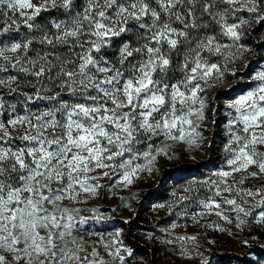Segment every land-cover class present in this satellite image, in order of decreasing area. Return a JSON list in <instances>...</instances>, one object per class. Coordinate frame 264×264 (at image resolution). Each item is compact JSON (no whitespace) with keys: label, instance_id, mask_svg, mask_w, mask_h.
Here are the masks:
<instances>
[{"label":"snow or ice","instance_id":"obj_1","mask_svg":"<svg viewBox=\"0 0 264 264\" xmlns=\"http://www.w3.org/2000/svg\"><path fill=\"white\" fill-rule=\"evenodd\" d=\"M253 24L264 0H0V264H128L120 229L77 235L104 219L80 205L173 144L203 146L210 93L237 75ZM255 80L226 106L224 167L177 198L194 222L264 229V183L245 187L264 178V71ZM169 235L180 258L209 264L199 234Z\"/></svg>","mask_w":264,"mask_h":264},{"label":"rangeland","instance_id":"obj_2","mask_svg":"<svg viewBox=\"0 0 264 264\" xmlns=\"http://www.w3.org/2000/svg\"><path fill=\"white\" fill-rule=\"evenodd\" d=\"M240 43L247 51L235 65H229V68H235L237 75H226L223 82L210 93V97H215V103L211 119L207 123L203 146L173 144L169 149L171 159L166 156L158 157L154 170L140 172L128 187L100 189L95 198L80 206L99 208L104 219L99 222L90 221L85 226L86 230L77 235L96 241L97 234H102L108 240V233L120 229L119 239L123 246L134 253L128 264H199L198 257L180 258L177 254L179 245L164 242L172 238L169 233L199 234V251L204 253L209 264H264V229L251 223L240 230L236 227L237 221L234 218L232 223H228L215 214L198 218L197 223L192 219L193 213L199 210L195 205L190 201H184L183 206L176 203L177 198L184 194L185 188H199L200 182L224 167V145L228 139L225 130L228 120L226 106L230 100L256 87L259 82L255 80V76L264 71V27L253 24ZM100 183L107 185L111 181L105 178ZM261 183H264V178L249 180L245 187ZM191 195L194 196L195 193ZM161 204L165 207H159ZM185 207L188 215L182 216L180 213ZM82 214L93 215L91 212ZM173 223L177 225L175 229L171 227ZM207 224H219L225 230L202 226ZM244 240L248 241V245L242 243ZM100 252L105 259H110L102 248ZM122 255L126 253L122 252Z\"/></svg>","mask_w":264,"mask_h":264}]
</instances>
